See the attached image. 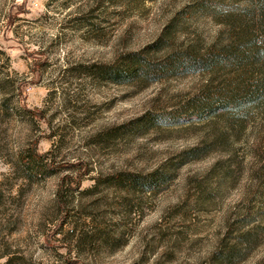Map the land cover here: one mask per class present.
Returning a JSON list of instances; mask_svg holds the SVG:
<instances>
[{
	"label": "rangeland",
	"instance_id": "rangeland-1",
	"mask_svg": "<svg viewBox=\"0 0 264 264\" xmlns=\"http://www.w3.org/2000/svg\"><path fill=\"white\" fill-rule=\"evenodd\" d=\"M250 1L0 0V264H264L258 77L103 74L222 47Z\"/></svg>",
	"mask_w": 264,
	"mask_h": 264
},
{
	"label": "trees",
	"instance_id": "trees-1",
	"mask_svg": "<svg viewBox=\"0 0 264 264\" xmlns=\"http://www.w3.org/2000/svg\"><path fill=\"white\" fill-rule=\"evenodd\" d=\"M242 11L240 17L244 21L230 29L229 41L222 47H213L201 55L190 51L174 52L156 61L145 58L143 53H133L129 55L130 62L124 70L106 68L103 74L109 76L112 82L121 84L134 77L154 82L177 71L187 74L209 72L221 67L232 68L244 75L258 77L253 93L257 99H261L264 97V0H251ZM233 87L228 103L236 96L242 97L237 84ZM223 97V92H219L213 98L222 101ZM232 106L236 108L235 104ZM31 158L42 160L45 157L37 154L35 145Z\"/></svg>",
	"mask_w": 264,
	"mask_h": 264
}]
</instances>
